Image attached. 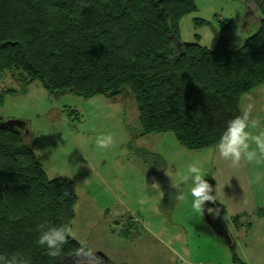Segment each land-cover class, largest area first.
I'll use <instances>...</instances> for the list:
<instances>
[{
    "label": "trees",
    "instance_id": "1",
    "mask_svg": "<svg viewBox=\"0 0 264 264\" xmlns=\"http://www.w3.org/2000/svg\"><path fill=\"white\" fill-rule=\"evenodd\" d=\"M197 1L0 0V77L18 71L52 94L87 99L129 89L145 135L172 133L190 151L215 147L226 122L244 114V96L264 86V23L240 49L223 37L213 50L186 43L180 23ZM76 203L73 183L48 177L29 134L0 130V255L115 264L81 252L89 250L70 233ZM53 226L69 229L56 255L36 243Z\"/></svg>",
    "mask_w": 264,
    "mask_h": 264
},
{
    "label": "rangeland",
    "instance_id": "2",
    "mask_svg": "<svg viewBox=\"0 0 264 264\" xmlns=\"http://www.w3.org/2000/svg\"><path fill=\"white\" fill-rule=\"evenodd\" d=\"M245 2L198 0L197 12L180 23L181 40L213 50L223 37L242 48L260 25L248 18ZM26 79L18 71L0 77V120L26 122L48 177L73 183L74 239L115 264L233 263L230 247L208 227L204 212L192 209L191 182L183 179L190 163L213 171L210 152L187 150L172 133L145 135L129 89L117 97L87 99L74 93L52 94L42 82ZM256 91L246 101L254 98L256 112L251 117L264 119L257 113L264 108V90ZM101 133L114 137L104 151L94 147ZM150 171L164 173L154 176ZM169 176L185 188L184 201L173 199L178 190ZM153 183L166 193L164 200L163 194L149 189ZM72 262L95 261L83 256Z\"/></svg>",
    "mask_w": 264,
    "mask_h": 264
},
{
    "label": "crops",
    "instance_id": "3",
    "mask_svg": "<svg viewBox=\"0 0 264 264\" xmlns=\"http://www.w3.org/2000/svg\"><path fill=\"white\" fill-rule=\"evenodd\" d=\"M261 88L264 90V86L258 89ZM251 94L250 92L242 99V112L249 115L250 121H257L264 126V119L259 116L251 117V114L256 112L252 107L254 98L246 101L247 97L252 96ZM262 94L264 95V92L260 95ZM259 112L264 114V108L257 113ZM203 151L212 154L214 168L213 171H202V174L213 188L218 185L220 201L216 203L223 209L221 220L233 237L236 245L235 253L239 261L243 264H264V159L253 163L242 159L238 165H232L230 161H225L219 156L215 147L197 152ZM150 173L154 176H162L164 172L150 171ZM177 186L176 190L180 188L185 190L184 187ZM177 194L178 191L174 190L173 199H176ZM162 197L163 200L166 198L165 192ZM208 227L215 233L210 226ZM231 253L232 264H239L234 261L232 249Z\"/></svg>",
    "mask_w": 264,
    "mask_h": 264
},
{
    "label": "clouds",
    "instance_id": "4",
    "mask_svg": "<svg viewBox=\"0 0 264 264\" xmlns=\"http://www.w3.org/2000/svg\"><path fill=\"white\" fill-rule=\"evenodd\" d=\"M245 8L251 20L264 23V0H246ZM114 143V137L110 133H101L95 137L94 147L97 150L104 151L110 148ZM215 151L225 160L230 161L232 165H238L243 159L246 162H259L264 159V126L257 121H250L247 113L238 115L226 122V128L221 132ZM187 173L183 177L184 181L190 180L189 193L191 197V207L197 213L204 212L206 202L215 204L219 200L218 185L213 186L208 182L206 176L202 174V169L197 163H190L187 166ZM171 178V176H169ZM172 180V178H171ZM172 186H178L172 180ZM148 187V186H147ZM149 188V187H148ZM154 195L164 194L157 183L151 185ZM178 201L185 200V194L182 188L178 190L176 196ZM208 213L219 215L220 209L209 207ZM69 229L65 226H53L39 232L36 243L45 248L50 255H56L61 247L67 242ZM86 257L91 256V252L81 249ZM0 264H31L30 259H21L19 255L13 254L9 258L7 255H0Z\"/></svg>",
    "mask_w": 264,
    "mask_h": 264
},
{
    "label": "water",
    "instance_id": "5",
    "mask_svg": "<svg viewBox=\"0 0 264 264\" xmlns=\"http://www.w3.org/2000/svg\"><path fill=\"white\" fill-rule=\"evenodd\" d=\"M177 49L181 50V44L177 45ZM7 128L13 129V130H22V131H25L26 134H29L27 123L24 121L9 120V121H3L0 123V130L7 129ZM209 207L219 208L220 209L219 215L213 218L212 215L209 214L207 211ZM222 213H223V209L218 207L217 203L213 204L212 202H206L205 208H204V215H205V219L208 225L225 242V244H227L229 247H232L234 245V240H233L231 233L225 227V225L223 224L221 220Z\"/></svg>",
    "mask_w": 264,
    "mask_h": 264
}]
</instances>
